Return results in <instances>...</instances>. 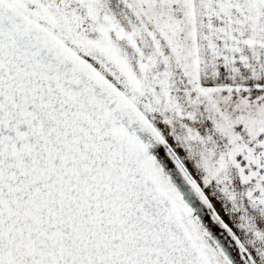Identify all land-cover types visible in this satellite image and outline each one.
Here are the masks:
<instances>
[{
    "label": "snow or ice",
    "instance_id": "1",
    "mask_svg": "<svg viewBox=\"0 0 264 264\" xmlns=\"http://www.w3.org/2000/svg\"><path fill=\"white\" fill-rule=\"evenodd\" d=\"M0 264H264V0H0Z\"/></svg>",
    "mask_w": 264,
    "mask_h": 264
},
{
    "label": "rangeland",
    "instance_id": "2",
    "mask_svg": "<svg viewBox=\"0 0 264 264\" xmlns=\"http://www.w3.org/2000/svg\"><path fill=\"white\" fill-rule=\"evenodd\" d=\"M215 203V202H214ZM217 208H219V205H217Z\"/></svg>",
    "mask_w": 264,
    "mask_h": 264
}]
</instances>
